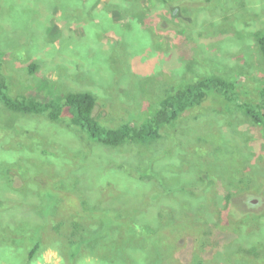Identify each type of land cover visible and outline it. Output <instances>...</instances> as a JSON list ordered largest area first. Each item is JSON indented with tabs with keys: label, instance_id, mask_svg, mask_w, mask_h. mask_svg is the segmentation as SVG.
I'll return each instance as SVG.
<instances>
[{
	"label": "rangeland",
	"instance_id": "374dc122",
	"mask_svg": "<svg viewBox=\"0 0 264 264\" xmlns=\"http://www.w3.org/2000/svg\"><path fill=\"white\" fill-rule=\"evenodd\" d=\"M257 34L264 0H0L9 95L88 92L109 127L139 125L166 92L203 77L236 81L242 102L259 101ZM64 120L0 103V264H124L137 243L149 256L164 249L166 264H264L234 254L238 246L264 253V119L209 95L158 141L116 148ZM106 211L117 226H101ZM80 219L99 240L72 236ZM131 221L157 240L134 231L126 249L120 238Z\"/></svg>",
	"mask_w": 264,
	"mask_h": 264
},
{
	"label": "trees",
	"instance_id": "16d2710c",
	"mask_svg": "<svg viewBox=\"0 0 264 264\" xmlns=\"http://www.w3.org/2000/svg\"><path fill=\"white\" fill-rule=\"evenodd\" d=\"M158 1L162 5L167 3V0ZM175 12H177V9ZM255 37L264 61V34H257ZM34 70L35 65H31L29 67V72L33 73ZM209 95L221 96L226 102H233L245 116L255 119L258 123L261 119H264V87L260 89L259 101L251 102L249 100L247 102H242L238 94H236V81L210 76L199 78L192 84L184 85L177 88V90L173 89L166 92L157 103L156 108L146 116L139 125L132 122H124L118 126L109 127L104 125L98 117L94 115L97 99L88 92H69L62 95H52L48 98L45 96L37 97L35 95L11 97L9 95V85L4 75L2 58L0 57V103L6 110L16 114L46 115L52 122L58 121L61 118L65 119L64 121L67 122L68 126L76 128L81 134H85L89 141L110 148H116L126 144L145 145L147 142L158 141L163 136L164 128L173 126V124L182 118L188 111L202 107ZM138 178L140 179V177ZM201 179L202 178H199L200 181ZM219 179L221 180V178ZM231 196L232 194H226L225 206H228L229 202L232 201ZM77 199H75V201H77ZM70 202L73 203L74 201H69L68 203ZM80 202L81 199L78 201L77 210H74L75 216L78 218H81L86 213L82 205L79 204ZM99 215L100 216L97 218H101L99 220H101L100 224L103 228L112 227L113 225L117 226L114 220H109L112 214L106 211ZM249 217L253 219V215L248 213L242 220L243 223L244 221L246 223L252 222V219ZM102 220L104 221L102 222ZM254 221L256 226L260 229L262 217L257 216ZM82 225H85V223L81 219L80 221L76 220L70 223L73 237L79 236L87 237L89 240L93 241L96 239L99 240L98 236L97 238H95L94 235L90 236V233L85 227H82ZM128 229L127 227V231L124 232L125 238L122 236L120 238L126 249L131 246L128 237L131 236L134 231L139 232L140 239L148 238L157 240L158 233L152 235L146 234L142 228H139L133 224V222L130 233H128ZM83 242L85 241L83 240ZM229 243L230 240L226 242V246L233 247L232 245H228ZM73 245L76 248H81L83 244L81 241H74ZM37 249L38 245L36 244L35 248L29 253L30 259ZM163 250L162 248H155L154 255L149 256L144 252L143 245L137 243V253L134 259L131 262L128 256L125 255L124 264H166L167 258ZM234 254L239 258L251 260L252 262H260V260L264 258V253L258 252L255 246H251L250 248L238 246V250L234 251ZM194 264L203 263L198 261Z\"/></svg>",
	"mask_w": 264,
	"mask_h": 264
},
{
	"label": "flooded vegetation",
	"instance_id": "af4514ba",
	"mask_svg": "<svg viewBox=\"0 0 264 264\" xmlns=\"http://www.w3.org/2000/svg\"><path fill=\"white\" fill-rule=\"evenodd\" d=\"M240 179H234V182L235 181H239ZM241 181V180H240ZM237 185H239V186H243V185H246V182H239ZM258 202V200H252L251 201V203L253 204V205H255V203H257Z\"/></svg>",
	"mask_w": 264,
	"mask_h": 264
}]
</instances>
